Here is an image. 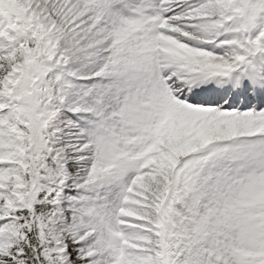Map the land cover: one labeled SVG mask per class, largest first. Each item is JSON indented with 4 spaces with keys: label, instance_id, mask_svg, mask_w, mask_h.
<instances>
[{
    "label": "snow or ice",
    "instance_id": "1",
    "mask_svg": "<svg viewBox=\"0 0 264 264\" xmlns=\"http://www.w3.org/2000/svg\"><path fill=\"white\" fill-rule=\"evenodd\" d=\"M0 264H264V0H0Z\"/></svg>",
    "mask_w": 264,
    "mask_h": 264
}]
</instances>
